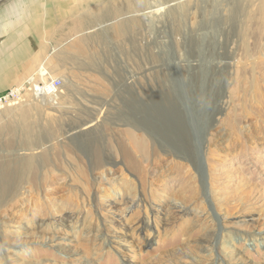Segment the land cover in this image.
Wrapping results in <instances>:
<instances>
[{"label":"rangeland","instance_id":"374dc122","mask_svg":"<svg viewBox=\"0 0 264 264\" xmlns=\"http://www.w3.org/2000/svg\"><path fill=\"white\" fill-rule=\"evenodd\" d=\"M125 1L33 3L62 91L1 111L0 264H264V0Z\"/></svg>","mask_w":264,"mask_h":264},{"label":"crops","instance_id":"0c3cea01","mask_svg":"<svg viewBox=\"0 0 264 264\" xmlns=\"http://www.w3.org/2000/svg\"><path fill=\"white\" fill-rule=\"evenodd\" d=\"M21 0L25 6L21 12H25V18L19 15L17 22H10V7H0V94L9 87L18 84L30 73L35 66L38 50V28L43 26L36 22L37 6L33 5L36 0ZM10 19V20H9ZM23 20V21H22Z\"/></svg>","mask_w":264,"mask_h":264},{"label":"bare ground","instance_id":"6f19581e","mask_svg":"<svg viewBox=\"0 0 264 264\" xmlns=\"http://www.w3.org/2000/svg\"><path fill=\"white\" fill-rule=\"evenodd\" d=\"M225 0H206L205 2L209 4L211 3H218L220 4L221 2H223ZM177 3L176 0H169V3H167L166 1H161L159 2L158 0H146L145 1V4H143L140 8V3L136 4L135 3H132L131 1H125L123 4L119 5L118 7H115L113 9H111L109 12L110 13H113L114 15L116 16H121L124 18H122L121 21H119L117 23V27L118 28H125L126 26V20H129V21H132V20H135V21H139V22H144V24L146 25V28H147V32L148 31H151L152 29L156 28L157 27V23L156 22H159V20L162 18L163 16V10L165 12V8L169 5V4H175ZM181 8V7H180ZM168 12V10H166V13ZM157 15V16H156ZM179 16L181 15L180 11H179ZM155 16V17H154ZM119 19V18H118ZM120 20V19H119ZM115 21V19H114ZM156 41V40H155ZM158 41V40H157ZM159 43L164 44L165 43V40H160ZM150 44V43H149ZM153 44H155L157 46V42H154ZM155 47V46H154ZM161 48V46H159ZM259 50H264V47H258ZM161 50V49H160ZM76 52L85 56L86 55V52L84 50V47L82 44H79L78 47H76ZM228 57V56H227ZM232 57V56H231ZM151 59V57H149ZM153 58V57H152ZM229 59V57H228ZM231 60V59H230ZM243 63V62H242ZM263 93V92H262ZM59 93H56V94H53L51 97H48L47 99H45L43 102L45 105H49V106H53L55 105V99L54 98L56 95H58ZM53 100V102H52ZM32 101H36V99H32ZM39 101H42V100H39ZM55 103V104H54ZM8 108V107H7ZM6 109V108H5ZM3 109L2 112L5 110ZM180 109V108H179ZM2 112L0 113V117L2 115ZM127 162L128 164L130 165L129 167L133 168V169H138L140 168L138 166V163H137V159L136 158H133L132 156H128L127 158ZM95 164H98L99 163V159H96ZM173 166H177V164H173ZM23 171H27V176L30 178L31 176H33V178L36 176V173L37 171L35 169H30L29 172L28 170H25L24 167H22L20 169V173H23ZM43 170H41L42 172ZM48 171V170H47ZM47 171L46 174H47ZM45 172L43 174H45ZM51 171H49L50 173ZM140 172L141 171V168H140ZM52 173V172H51ZM38 174V173H37ZM84 175V173H83ZM47 175H44L42 177L43 180H46L47 179ZM54 178L56 179L57 176H55L54 174H50V179H49V182L50 183H53V180ZM40 180V179H39ZM143 180V179H142ZM35 181V180H34ZM15 185V184H14ZM85 186L83 187V189L86 188V184H84ZM5 191V190H4ZM11 192V191H10ZM142 202V199L138 201V204L139 202ZM209 216V215H208ZM249 236V235H247ZM246 235L244 236V238L246 239L247 237ZM259 238H264V235L259 237ZM250 240H258L257 237H253V235L250 237ZM204 243V242H203ZM236 257V256H234ZM240 259V257H236L235 260L238 261Z\"/></svg>","mask_w":264,"mask_h":264},{"label":"built area","instance_id":"2783aa9c","mask_svg":"<svg viewBox=\"0 0 264 264\" xmlns=\"http://www.w3.org/2000/svg\"><path fill=\"white\" fill-rule=\"evenodd\" d=\"M61 85L62 80L54 76L42 61L23 81L0 94V112L9 106L25 103L27 100L44 101L53 94L60 93Z\"/></svg>","mask_w":264,"mask_h":264}]
</instances>
